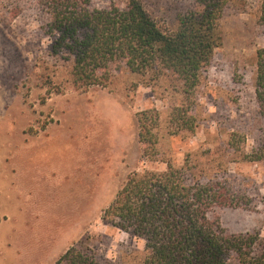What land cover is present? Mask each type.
I'll return each instance as SVG.
<instances>
[{
    "label": "rangeland",
    "instance_id": "1",
    "mask_svg": "<svg viewBox=\"0 0 264 264\" xmlns=\"http://www.w3.org/2000/svg\"><path fill=\"white\" fill-rule=\"evenodd\" d=\"M139 1L163 29L195 7ZM261 3L226 5L221 45L184 93L168 72L136 74L119 63L97 85L77 87L73 57L55 49L44 0H0V264H54L81 240L109 264H142L144 242L102 215L130 173L167 164L224 183L245 206L213 216L229 234H257L264 247V115L255 99ZM179 110L194 118L190 128L175 119ZM143 112L157 115L151 158L138 138Z\"/></svg>",
    "mask_w": 264,
    "mask_h": 264
},
{
    "label": "trees",
    "instance_id": "2",
    "mask_svg": "<svg viewBox=\"0 0 264 264\" xmlns=\"http://www.w3.org/2000/svg\"><path fill=\"white\" fill-rule=\"evenodd\" d=\"M234 0H195V7L175 16L162 28L139 0L123 6L91 9L89 0H44L55 35V49L73 57L77 87L97 85L109 65L123 64L131 73L165 71L181 81L184 93L198 83L214 50L221 45L218 24ZM264 23V0L260 8ZM98 73H101L99 75ZM255 99L264 115V48L256 52ZM138 115L143 156L151 158L157 115ZM175 119L190 128L194 118L179 110ZM245 206L220 181L205 183L184 168L167 164L161 172L130 173L102 220L144 242L142 264H264V247L257 234H229L216 209ZM54 264H109L81 240Z\"/></svg>",
    "mask_w": 264,
    "mask_h": 264
}]
</instances>
